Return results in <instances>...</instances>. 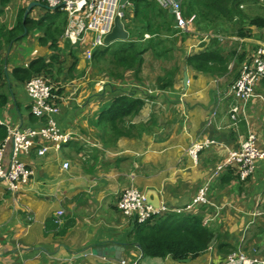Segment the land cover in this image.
Here are the masks:
<instances>
[{"label":"crops","instance_id":"obj_1","mask_svg":"<svg viewBox=\"0 0 264 264\" xmlns=\"http://www.w3.org/2000/svg\"><path fill=\"white\" fill-rule=\"evenodd\" d=\"M239 1L240 14L232 20L198 18V24L197 12L185 5V19L194 17L190 32L171 31L160 17L147 15L141 3L129 2L126 13L123 8L129 39L159 38L165 45L173 44L168 58L156 57L153 50L144 53L138 76L136 68L115 67L111 54L98 63L89 60L92 32L73 46L61 35L52 40L46 38L45 30L33 29L26 43L13 44L0 54L4 118L0 142L10 128L42 127L44 121L32 114L26 88L36 76H44L58 88L59 108L53 118L61 133L73 134L59 150L51 148L38 155V147L53 145L38 138L35 148L18 154V160L34 172L20 194H12L0 182V264H120L121 260L127 264H226L233 254L264 259V160L257 161L246 180L235 169L210 178L228 151L239 149L248 134H255L257 147L264 150V78L236 120L231 117L236 103L243 106L231 95V88L243 64L251 62L264 45V26L251 23H264V0ZM32 3L39 5L32 8L30 18L43 20L52 31L66 29L67 16L51 24L48 15L56 11L40 0H13L2 24L13 26L20 11ZM172 22L177 28L176 19ZM149 24H154L151 32ZM54 41L61 51L57 59ZM120 42L111 44V50H117ZM212 52L219 58L209 61L207 54ZM194 56L204 70L189 64ZM43 63L47 71L38 72ZM136 87L144 93V106L119 124L129 135L117 138L100 116L115 96L123 91L129 95ZM15 109L18 118L11 114ZM195 142H214L198 154L197 161L188 154ZM12 155L9 147L4 165ZM65 163H69L67 169ZM210 180L208 202L182 213L197 214L213 233L208 249L185 261L145 256L133 243L138 223L118 209L121 193L136 188L153 206L173 210L167 214L172 215L189 206ZM59 211L64 212L60 224L56 223ZM114 245L124 248L121 260L110 249Z\"/></svg>","mask_w":264,"mask_h":264},{"label":"built area","instance_id":"obj_2","mask_svg":"<svg viewBox=\"0 0 264 264\" xmlns=\"http://www.w3.org/2000/svg\"><path fill=\"white\" fill-rule=\"evenodd\" d=\"M163 7L170 9L175 15L177 28L190 32V24L194 17L185 19L182 12L181 2L183 0H157ZM48 7L61 11L68 16V24L62 37L73 46L81 44L85 36L92 32L95 39L87 58L92 60V51L105 45V37L112 31L114 21L117 16L123 18L122 8L119 0H47ZM264 78V45L259 47L251 59V62L244 63L239 77L231 88V95L237 102H242L243 106L235 104L231 108V117L236 120L239 112H242L245 105L255 97L256 86ZM27 92L32 100V114L41 120H45L44 125L38 130L8 129L4 141L0 144V182L6 184L8 191L12 194H20L29 184L34 172L24 163L18 160L21 152H30L35 148L37 139L41 138L51 142L52 146L38 147V155L42 156L51 148L59 150L62 144L70 140L72 133H61L57 123L53 118L58 112L60 96L58 88L44 76L31 78L27 85ZM0 124H2L0 120ZM214 142H195L188 148V154L194 161H197L198 154ZM11 147L13 151L12 159L8 165H4L3 158L6 150ZM264 160V150L257 147L255 134H248L241 143L239 149L229 150L225 160L221 162L212 176L214 179L223 170H234L241 180H246L253 175L257 161ZM69 163L64 164L67 169ZM210 183L207 182L194 198L193 202L184 209L175 210L176 213L188 212L199 205L208 202V190ZM119 211L128 218H134L138 224H145L159 216L172 213L166 206H153L148 202L145 193L136 188H127L121 195L118 202ZM63 211L57 213L56 223L60 224ZM120 264H127L122 260ZM226 264H264V259H250L246 256L233 254Z\"/></svg>","mask_w":264,"mask_h":264},{"label":"trees","instance_id":"obj_3","mask_svg":"<svg viewBox=\"0 0 264 264\" xmlns=\"http://www.w3.org/2000/svg\"><path fill=\"white\" fill-rule=\"evenodd\" d=\"M12 2L13 0H0V54L6 50L10 43L19 40L22 35L27 36L28 32L33 29L40 28L41 30H45L47 34L46 38L50 37L52 40H55L56 34L63 37L65 29L63 31L61 28H56L55 31H52L51 25L43 22V20L37 21L30 18V13L24 22L26 8L20 11L18 22L14 28L10 29L2 24V18L6 13L7 7ZM135 2L141 3L140 7L142 6L144 8L147 15L152 14L155 17H160L165 27L171 29V31L175 30L179 32V29L176 28V24L172 25L173 19L175 22L174 14L161 7L157 0H135ZM40 3L46 8L56 11V13L48 15L49 19H52L51 24L63 13L49 8L47 0H40ZM239 4V0H184L182 8L185 9L186 5V7L194 9V11L197 12V15H195V23L198 24V18L202 21H211L214 18L222 17L230 21L236 15L240 14L238 10ZM251 23L264 26V23L257 22L256 20H253ZM153 25L154 24H149V28L147 29L148 32H151ZM142 41L143 40L136 39L122 41L115 51L111 50L110 45L97 48L92 59H94V62L98 63L101 62L107 54H111L113 59L112 62L115 67H124L126 69L136 68L138 76L144 53L153 50L156 57L168 58L169 52L173 51V44L170 46L165 45L159 38H149L146 42ZM52 49L56 52L54 58L57 59V52L60 53L61 51L56 41L52 44ZM212 57L218 59L219 55L213 52L207 54V59L209 61ZM188 62L197 69L204 70V67H202L199 62V57H190ZM47 68L48 65L43 63L36 68V70L38 72L47 71ZM114 75L120 77L118 74ZM137 80L140 81V77H137ZM125 93L126 92L123 91V94L115 96L112 105L100 116V122H106L108 128L117 138L123 135H129L125 130L119 127V124L123 123L126 118L137 115L145 102L143 99L144 93L140 88L136 87L129 92V95ZM2 142H0V144ZM212 238L213 233L204 226L203 220L197 214H172L159 216L145 224H137L133 234V243L145 256L161 258L170 256L175 260L185 261L190 258H196L206 251L210 246Z\"/></svg>","mask_w":264,"mask_h":264},{"label":"water","instance_id":"obj_4","mask_svg":"<svg viewBox=\"0 0 264 264\" xmlns=\"http://www.w3.org/2000/svg\"><path fill=\"white\" fill-rule=\"evenodd\" d=\"M133 0H119V6L121 8H125L129 2ZM178 1V0H174ZM38 3H32L30 4L25 13H24V22L26 21L30 11L32 10L33 7L38 6ZM129 39V33L125 29L124 22L123 20L117 16L114 21V26L112 28V31L105 37L104 43L106 46L111 45L117 41H127ZM111 250L115 251V257L119 260L122 259V253L124 252V248L122 246L114 245L110 247ZM105 249L103 250V253L105 254Z\"/></svg>","mask_w":264,"mask_h":264},{"label":"rangeland","instance_id":"obj_5","mask_svg":"<svg viewBox=\"0 0 264 264\" xmlns=\"http://www.w3.org/2000/svg\"><path fill=\"white\" fill-rule=\"evenodd\" d=\"M10 6V5H9ZM8 6V7H9ZM8 7H7V9H8ZM40 8L42 9V10H44L45 12H46V10L47 9H45V8H43L42 6H40ZM126 10H127V7L124 9V12L126 13ZM67 16V14H65V13H62L59 17H58V19H59V21H61L62 20V18L64 17V16ZM67 19H68V16H67ZM18 22V21H17ZM17 23H15L13 26H10V29H12V28H14V26L16 25ZM26 33V32H25ZM24 35H22L21 36V38L19 39V40H17V41H14V42H12V43H10L9 44V46L6 48V49H8L10 46H12L13 44H20V43H22V42H24V43H26L27 42V38H28V36H24ZM23 37V38H22ZM21 41V42H20ZM30 48V47H29ZM3 111H0V120H1V122H2V124H4V118L2 117L3 115ZM11 114H15L16 115V118H18L19 117V112H18V110L17 109H15L14 111H12V113Z\"/></svg>","mask_w":264,"mask_h":264},{"label":"clouds","instance_id":"obj_6","mask_svg":"<svg viewBox=\"0 0 264 264\" xmlns=\"http://www.w3.org/2000/svg\"><path fill=\"white\" fill-rule=\"evenodd\" d=\"M178 1H179V0H178ZM176 2H177V1H176ZM122 11H123V8H122ZM122 20H123V18H122ZM104 46H106V45H104ZM32 78H33V77H32ZM144 101H145V100H144ZM236 104H237V103H236ZM247 104H248V103H247ZM247 104H246V105H247ZM246 105H245V106H246ZM43 121H44V123H45V120H43ZM44 123H43V125H44ZM43 125H42V126H43ZM7 133H8V132H7ZM174 213H176V212H174ZM182 213H186V212H181V213H176V214H182ZM168 214H171V213H168ZM165 215H167V214H165ZM165 215H164V216H165ZM121 261H122V260H121ZM121 261H120V262H121ZM125 261H126V260H125ZM126 262H127V261H126Z\"/></svg>","mask_w":264,"mask_h":264}]
</instances>
